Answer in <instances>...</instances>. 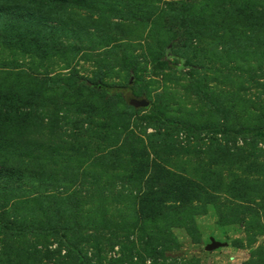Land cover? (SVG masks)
<instances>
[{
  "label": "rangeland",
  "instance_id": "374dc122",
  "mask_svg": "<svg viewBox=\"0 0 264 264\" xmlns=\"http://www.w3.org/2000/svg\"><path fill=\"white\" fill-rule=\"evenodd\" d=\"M0 264H264V0H0Z\"/></svg>",
  "mask_w": 264,
  "mask_h": 264
},
{
  "label": "trees",
  "instance_id": "16d2710c",
  "mask_svg": "<svg viewBox=\"0 0 264 264\" xmlns=\"http://www.w3.org/2000/svg\"><path fill=\"white\" fill-rule=\"evenodd\" d=\"M78 87H87V88H91V89H94V90H103L104 91V95L106 98H111L112 96H115V95H118V96H122L123 94V90L124 89H129L130 86L129 85H126V86H120V85H106V84H103V82L100 80V79H97V80H90L88 78H81L79 80V83H78ZM176 122H166V125L167 126H172V125H175ZM4 157H6L4 155ZM8 164L10 165V163L8 162ZM5 165V164H3ZM5 166L4 169H7L10 167V171L11 173H13V167L10 165V166ZM145 200V199H143ZM144 203V202H143Z\"/></svg>",
  "mask_w": 264,
  "mask_h": 264
},
{
  "label": "water",
  "instance_id": "95a60500",
  "mask_svg": "<svg viewBox=\"0 0 264 264\" xmlns=\"http://www.w3.org/2000/svg\"><path fill=\"white\" fill-rule=\"evenodd\" d=\"M129 105L136 109H146L150 106V102L148 99L144 97H140V98L132 97L129 99ZM223 245L225 244H222L215 240H211V242L205 246V250L211 252Z\"/></svg>",
  "mask_w": 264,
  "mask_h": 264
}]
</instances>
